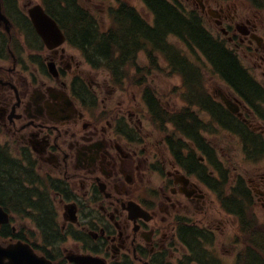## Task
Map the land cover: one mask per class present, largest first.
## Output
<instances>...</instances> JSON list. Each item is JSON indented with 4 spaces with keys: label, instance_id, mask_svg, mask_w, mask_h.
<instances>
[{
    "label": "flooded vegetation",
    "instance_id": "obj_1",
    "mask_svg": "<svg viewBox=\"0 0 264 264\" xmlns=\"http://www.w3.org/2000/svg\"><path fill=\"white\" fill-rule=\"evenodd\" d=\"M18 1L9 7L23 30L13 37L0 26V159L23 192L12 201L15 213L36 226L42 242L12 223L0 224L3 242L27 241L53 264H186L191 242V264H223L227 258L212 249L217 213L224 217L217 228L230 230L224 255L232 264H264V224L256 218L257 210L264 218V19L246 13L238 0H187L191 9L216 17L219 36L252 82L251 89L240 88L212 64L225 82L213 95L204 79L208 64H193L203 68V78L186 80L158 51L141 59L139 52L146 65L137 62L130 81H115L50 12L66 40L46 46L29 12L38 3L50 11V0H25L23 8ZM144 18L151 28L157 23L156 15ZM237 51L255 58L261 79ZM168 70L181 76L186 104L179 108L168 107L151 86L154 72ZM201 92L206 102L199 101ZM188 114L197 120L175 122L184 138L163 135L169 116ZM222 135L236 138L240 159L228 151L220 156L228 144ZM203 240L208 256L201 253ZM178 242L187 253L174 260L168 253Z\"/></svg>",
    "mask_w": 264,
    "mask_h": 264
},
{
    "label": "trees",
    "instance_id": "obj_2",
    "mask_svg": "<svg viewBox=\"0 0 264 264\" xmlns=\"http://www.w3.org/2000/svg\"><path fill=\"white\" fill-rule=\"evenodd\" d=\"M67 1L68 4L64 7L62 0H50L49 12L61 20L72 41L79 45L88 59L103 64L115 78L124 79L129 76V68L135 65L139 52L159 51L167 58L174 72L183 73L186 80L202 79L203 68L199 67V70L195 67L187 54L173 43L171 36H176L191 49L199 50L204 61L206 59L213 64L214 69L226 79L235 82L240 88H243L242 84L251 89L249 74L239 67L240 61L234 52L206 29L201 16L195 11L183 9L181 2L177 0H143L157 16V23L152 28L146 24L147 21L136 7L120 1L111 9L112 25L107 30H102L91 12L76 4V0ZM186 86L190 89L191 84L187 83ZM199 97L201 103L206 102L207 94L201 92ZM171 120L180 125L182 121L188 124L197 118L188 114ZM11 170L8 165L3 164L1 158L0 203L15 212L18 205L13 202L22 198L23 192L19 193L18 181H11ZM4 194L13 200L6 202L2 197ZM0 236H4L2 231Z\"/></svg>",
    "mask_w": 264,
    "mask_h": 264
},
{
    "label": "rangeland",
    "instance_id": "obj_3",
    "mask_svg": "<svg viewBox=\"0 0 264 264\" xmlns=\"http://www.w3.org/2000/svg\"><path fill=\"white\" fill-rule=\"evenodd\" d=\"M37 2H40L41 0H34ZM80 3L82 4V6L86 9H88L92 14H94L98 20V23L100 25V27L102 29H108L110 27V25L112 24L111 18H110V9L113 7H116L120 1H126L129 4L136 6V8L143 13L144 16H146L148 19H151L152 13L150 12L149 9H147V7L145 6L144 2L142 0H79ZM180 2H183V5L185 6L186 10L189 11L191 10V6L192 4H189L187 2V0H179ZM224 1H229V0H224ZM239 2L242 3V5L245 8L246 13L250 14V15H255L254 13H258L259 17L261 19H264V0H238ZM20 4V6L23 8V3L25 2V0H19L18 1ZM199 11V10H198ZM199 13H201L199 11ZM203 15V14H202ZM204 24L205 26L214 34H219V30L220 28L218 27L217 23H216V17L215 16H204ZM2 26V25H1ZM3 29V28H2ZM264 34V32H263ZM176 44L187 54L189 55V58L195 60V62L199 63V64H204L205 62L202 61L200 59V56H197L195 54H193L192 52H190V50L187 48V46L178 41L175 40ZM230 46H232L230 44ZM75 51H77L75 49ZM238 54L241 57V60L244 62V64L246 65V67L249 68V70L251 71V73H253L258 79H261L263 77L261 70L256 66V61L255 58H253L249 53H247L248 55H246V57L240 53L239 51H237ZM160 57V55H158V58ZM141 58H145L144 53L140 54V59ZM139 59L138 62H142L143 65H146V61H141ZM208 66L209 70H207L204 73V79L206 81V86H208L209 91L213 94V95H217L216 93V89L221 87V88H225V82L221 79V77L217 74H215L212 69ZM155 71V70H154ZM156 73V74H155ZM176 85H179L178 88L175 91V94L172 96L171 92L172 90L177 87ZM153 87H155L158 91V93L160 94V96L163 98V100L165 102H167V106L170 108H179L181 106H184L186 104L185 102V98L184 95L180 92V86H181V76L178 74H172L169 70L167 72H161V71H156L152 74V85ZM216 88V89H215ZM140 91L137 90V94L138 96L140 95ZM219 96V95H218ZM198 110V109H197ZM199 112V110H198ZM201 120H205L206 123H208V121L210 120V118L204 114L201 113ZM169 124H167V131H163V135L166 136L167 134H175L177 139H182L186 136L185 133L180 134L176 132L177 126L173 123V121H171V119L169 118ZM158 128V126H156ZM165 132V133H164ZM204 134H211V132H206ZM202 137L204 135H201ZM223 138H225L228 142L227 144V150H220V156L225 158V155H227V151L228 154L230 153H235L236 156L240 159V154L239 151H236L234 149V145H235V137H225V135H222ZM226 159V158H225ZM43 178H45L43 176ZM218 201V199H217ZM58 205V204H57ZM219 205V201L217 202V207ZM58 207V206H57ZM58 209L61 211L62 207ZM255 208L253 207V210ZM14 226H16V229L18 232L22 233L23 235H25L26 237H31L33 239V241L37 240V241H41L42 242V236L39 234L38 229L36 228V226L32 223L28 222V219H25L24 216L19 215L18 213H14ZM256 218L258 223L264 224V218L262 217V215L258 212L256 213ZM214 233L216 235V244H215V248L214 246H212V249L220 256H222L223 258H227L224 259L225 261L223 262V264H232V261L229 260V256H225L224 253L225 252V248L228 246V239L226 236V233H229L230 230L229 228L227 229L226 233L224 232V230L217 228L220 220L224 221V217L222 215H219L217 213H214ZM212 220V221H213ZM211 221V222H212ZM201 224H205V221H199ZM211 229V225H208ZM262 226V225H261ZM35 227V234L33 233L32 228ZM262 232H264V230H262ZM31 239V240H32ZM178 247L175 248L174 250L176 251L174 252H169V255H172L171 258L176 260L177 256H183L187 253V249L182 245L179 244V242L177 243ZM205 242L204 240L202 241V248H203V254L205 255H209L208 249H207V245L206 248L204 247ZM224 245V246H223ZM216 246H218V249L216 248ZM171 259V260H172Z\"/></svg>",
    "mask_w": 264,
    "mask_h": 264
},
{
    "label": "water",
    "instance_id": "obj_4",
    "mask_svg": "<svg viewBox=\"0 0 264 264\" xmlns=\"http://www.w3.org/2000/svg\"><path fill=\"white\" fill-rule=\"evenodd\" d=\"M29 13L48 47H54L65 40L56 20L41 5H36ZM1 22L9 24V19L3 13L2 0H0ZM8 220V213L0 205V223ZM0 264H52V261L47 259L45 255L38 254L29 243L18 241L7 245L0 243Z\"/></svg>",
    "mask_w": 264,
    "mask_h": 264
}]
</instances>
